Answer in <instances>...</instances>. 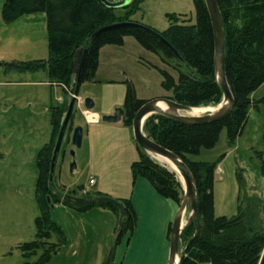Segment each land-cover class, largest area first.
<instances>
[{
  "label": "rangeland",
  "instance_id": "1",
  "mask_svg": "<svg viewBox=\"0 0 264 264\" xmlns=\"http://www.w3.org/2000/svg\"><path fill=\"white\" fill-rule=\"evenodd\" d=\"M124 1L129 5L135 0ZM4 2L0 0V63L10 66L47 60L49 44L43 14L26 16L5 24L2 18ZM116 14L125 16L126 11L117 10ZM168 15H184V19H190L194 24V1L142 0L133 20L163 33L170 25ZM150 63L156 67H149ZM163 70L177 80L173 70L132 37H127L122 47L102 48L95 80L84 82L81 86L74 122L66 134L53 177L54 195H58L60 202L54 203L51 214L64 231L66 241L49 264H91L97 250L104 246L106 258L112 254L110 244L114 223L103 212L93 210L88 214H78L64 203L87 199L96 190L109 194L127 188L130 165L138 158L133 129L123 124H112L103 135L96 136L95 126L86 123L84 101H94L96 111L101 114L108 111L114 114L117 109L123 108L128 81L133 85L137 98H169L172 93L167 92L163 84ZM72 97L71 89L50 82L46 71H6L0 67V264H25L20 247L37 239L35 220L41 215L35 198L39 176L37 158L45 147L51 150L56 142L55 125L51 126V109L65 111ZM263 97L264 84L254 93L253 99L257 101ZM221 104L200 107L201 112L195 114L217 109ZM77 126L85 129L81 149L71 144ZM263 133V107L252 108L243 135L234 147H229L224 129L213 149H203L200 155L192 158L207 163L221 160L214 182V213L217 218H233L240 206L249 214L255 213L264 225V176L261 174L264 162ZM72 151L75 152L74 156ZM149 157L160 167L174 172L166 162L151 155ZM73 164L76 169L72 171ZM174 173L181 188L182 202L184 186L180 176ZM95 179L98 180L96 186L92 184ZM42 198L44 203L45 197ZM53 198L55 202L56 196ZM188 215L189 211L186 219ZM51 242H57L55 235ZM46 249L49 250L48 247ZM180 249L183 250V245ZM42 253L31 257L29 263L37 262Z\"/></svg>",
  "mask_w": 264,
  "mask_h": 264
},
{
  "label": "trees",
  "instance_id": "2",
  "mask_svg": "<svg viewBox=\"0 0 264 264\" xmlns=\"http://www.w3.org/2000/svg\"><path fill=\"white\" fill-rule=\"evenodd\" d=\"M141 1L135 0L119 9H112L100 0H5L2 8L5 24L14 23L26 16L45 15L49 57L47 60L10 66L0 63V67L6 71L10 69L23 72L46 71L50 82L71 89L74 94L77 78L74 63L78 51L82 50L78 58L80 64L83 51L88 50L83 83L93 82L102 48L122 47L125 39L132 37L142 48L158 56L162 64L177 74L175 80L167 70L162 71L166 91L172 93L169 99L191 108L222 102L223 93L218 85L214 66L212 22L204 0H193L196 14L194 24L190 19H184V15H168L169 28L159 33L179 54L181 61L165 43L137 29L109 30L91 44L88 43L100 29L118 23L133 22L132 18L138 12ZM217 2L225 31L227 80L235 100L231 114L220 122L205 125H184L154 115L145 122L143 129L150 139L176 154L188 166L195 179L198 194L197 221L191 223L181 236L180 246L183 245L185 249L189 245L181 264H264V225L256 218L255 213L249 214L239 206L238 214L233 218L215 216V171L221 160L207 163L192 159L200 155L203 149H213L224 129L227 131L229 147H234L238 138L243 135L250 110L260 107L264 110V97L257 101L253 99L254 93L264 84V0H217ZM121 9L126 11L125 16L116 14V11ZM146 102L137 98L133 85L128 82L122 124L132 128L135 114ZM67 109L65 111L51 109V126L55 125L57 138ZM55 145L51 150L45 147L37 158L39 176L35 198L41 215L35 220L37 239L20 247L26 260L25 264L49 263L66 241L64 231L53 220L51 214L54 203L60 202L50 185ZM138 151L139 159L130 168L133 182L139 178L146 179L160 196L180 206L181 188L175 179L176 174L157 165L149 154L139 147ZM261 174L264 176V162L261 165ZM238 184L241 185V180ZM42 197H45L44 203ZM101 198L107 197L96 193L74 203L65 201L64 205L78 213L94 208H108L118 215L119 226L112 254L104 262L114 264L113 249L127 235L128 239L130 238L136 228L137 216L130 200H120L118 202L124 213V220L121 223L120 209L111 203L100 201ZM197 229L198 234L193 239ZM53 235L56 236V243L51 242ZM39 252H43V255H39L38 261L29 263L31 257L37 256Z\"/></svg>",
  "mask_w": 264,
  "mask_h": 264
},
{
  "label": "water",
  "instance_id": "3",
  "mask_svg": "<svg viewBox=\"0 0 264 264\" xmlns=\"http://www.w3.org/2000/svg\"><path fill=\"white\" fill-rule=\"evenodd\" d=\"M100 1L108 8H112V9H119L121 7L126 6V1L124 0H117L116 2H110L108 0H100ZM204 2L206 4L212 22L213 35H214V49H215L214 66L217 75L218 85L223 93L222 104L215 111H208L203 115L193 116L190 115V113L195 108L177 104L172 99L166 98V99L151 100V101H147L138 110V112L135 114L132 124L134 140L137 146L151 156L154 157L157 156L165 160H168L176 168V171L180 176L184 186V198L179 206L178 212L176 214V217L174 219L171 228L170 255H169L168 264H181L184 259L186 249L189 245H187V247L183 250L180 249L181 236L185 231V229L191 223H196L197 221L198 194H197L195 179L192 173L190 172L188 166L176 154L160 146L152 139H150L144 133V129H143L144 124L150 117L154 115H158L179 124L205 125V124L220 122L224 120L231 114L235 106L234 96L232 94V91L230 89L227 80L226 39H225L223 18L217 0H204ZM120 28L137 29L152 35L153 37L165 43L171 49L174 56L181 61L179 54L164 41V39L158 32L148 27H145L144 25L137 22L118 23L100 29L89 39L88 43L91 44L97 37H99L101 34L105 33L106 31L120 29ZM81 52L82 50L78 51V53L76 54L75 63H74L76 66L75 73L77 72L75 91L73 97L69 102L68 109L65 114L57 138L55 149L53 152V158L51 161V170H50L51 186L53 185V177H54L55 169L63 147V143L65 141L66 134L69 128L71 127V123L73 122L75 108L78 103L80 89L83 84L84 64L88 50L85 49L83 51L80 64H78V58ZM84 107L87 110V112H91L94 109L95 104L91 99H86L84 101ZM124 115H125V111L120 108L117 109L115 113L111 116H103L101 120L103 123L118 124L122 122ZM83 140H84V128L82 126H77L73 131L71 137V144L74 148L81 149L83 145ZM71 154L72 156H74L75 152L72 151ZM74 169H76L75 164H73L71 167L72 171ZM100 201L108 202L118 207L121 211L120 222L121 223L123 222L124 213L118 201H115L110 198H101ZM188 211H189V215L186 219L185 215ZM197 234H198V229L193 239L197 236Z\"/></svg>",
  "mask_w": 264,
  "mask_h": 264
},
{
  "label": "crops",
  "instance_id": "4",
  "mask_svg": "<svg viewBox=\"0 0 264 264\" xmlns=\"http://www.w3.org/2000/svg\"><path fill=\"white\" fill-rule=\"evenodd\" d=\"M43 16H44L43 19L46 21L45 15ZM132 21L136 22L133 20V18ZM149 67H156V66L151 64ZM110 82L116 83L115 81H110ZM141 100L151 101L150 99L149 100L141 99ZM95 107L91 112H87V110L85 109L86 110L85 115L87 117L86 123L88 126H95L94 133L96 134V136L99 137L105 133L107 127L112 126V124L102 122L101 119L103 115L111 116L113 115V113L111 111H108L106 113L101 114V112L96 111ZM121 109L123 108L121 107ZM118 124H122V122ZM84 133H85V129H84ZM135 145H136V153L138 154V158H135L136 160H134L131 163V165L139 159V151L136 142ZM94 181H95L94 186H96L98 184V180L95 179ZM96 193H100L104 197L107 196L111 197L110 199H113L115 201L130 200L132 202V205L134 207L137 216L136 228L133 231L130 238L128 239V235H127L122 240V242L113 249L114 264H168L169 263L170 233H171L172 224L179 209L178 204H176L172 200L160 196L156 192L154 187L144 178H139L134 183L131 175V169H130V178L128 179L127 188L109 194L104 193L101 190H96L93 194ZM93 210H98V212H103V214L110 219L112 224L114 223L113 238L110 244V247L112 249V246L114 245L116 239V230L118 229L119 226L118 215L113 210L108 208H94L87 211L86 213L85 212L84 213L77 212V213L88 214L90 211ZM105 250H106L105 246L103 248H99L96 254L93 256L92 258L93 262L91 264H104V262L108 258V257L106 258V256L104 255Z\"/></svg>",
  "mask_w": 264,
  "mask_h": 264
},
{
  "label": "bare ground",
  "instance_id": "5",
  "mask_svg": "<svg viewBox=\"0 0 264 264\" xmlns=\"http://www.w3.org/2000/svg\"><path fill=\"white\" fill-rule=\"evenodd\" d=\"M215 110H217V109L215 108L214 110H207V111H205V112H204V111H202V112L206 113V112H208V111H215ZM199 112H201L200 108H195L193 111H191L190 115L198 116V115H196L195 113H199ZM204 113H202V114H204ZM202 114H201V115H202ZM155 158H158V159H160V160L166 162L168 165L171 166V168L174 170V172L177 173L176 168H175V167H174V166H173L168 160H165V159H163V158H161V157H157V156H155ZM177 174H178V173H177Z\"/></svg>",
  "mask_w": 264,
  "mask_h": 264
},
{
  "label": "flooded vegetation",
  "instance_id": "6",
  "mask_svg": "<svg viewBox=\"0 0 264 264\" xmlns=\"http://www.w3.org/2000/svg\"><path fill=\"white\" fill-rule=\"evenodd\" d=\"M117 0H113L112 2H116ZM111 2V1H110ZM124 110V109H123ZM62 151V150H61ZM61 154V153H60ZM60 157V156H59Z\"/></svg>",
  "mask_w": 264,
  "mask_h": 264
},
{
  "label": "built area",
  "instance_id": "7",
  "mask_svg": "<svg viewBox=\"0 0 264 264\" xmlns=\"http://www.w3.org/2000/svg\"><path fill=\"white\" fill-rule=\"evenodd\" d=\"M92 184H94V181L92 182Z\"/></svg>",
  "mask_w": 264,
  "mask_h": 264
}]
</instances>
